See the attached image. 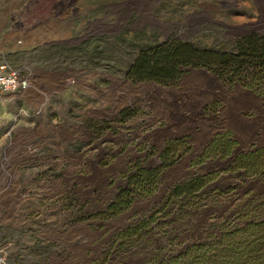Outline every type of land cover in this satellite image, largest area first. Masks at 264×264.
I'll return each instance as SVG.
<instances>
[{
	"label": "rangeland",
	"instance_id": "rangeland-1",
	"mask_svg": "<svg viewBox=\"0 0 264 264\" xmlns=\"http://www.w3.org/2000/svg\"><path fill=\"white\" fill-rule=\"evenodd\" d=\"M47 23L39 38L4 41L12 24ZM253 32H264V0H0V57L33 73L27 91L0 89V264H88L171 185L231 162L196 159L217 133L231 135L234 154L264 147V94L205 68L174 85L128 75L167 39L232 51ZM126 81L179 92L136 95ZM173 139L183 141L163 163ZM133 162L163 164L157 191L116 217L88 215L115 197Z\"/></svg>",
	"mask_w": 264,
	"mask_h": 264
},
{
	"label": "trees",
	"instance_id": "trees-1",
	"mask_svg": "<svg viewBox=\"0 0 264 264\" xmlns=\"http://www.w3.org/2000/svg\"><path fill=\"white\" fill-rule=\"evenodd\" d=\"M190 67L264 94V32L243 35L232 51L170 38L140 52L128 75L134 81L174 85ZM182 141L169 140L163 163L171 157L170 146ZM235 143L229 133H217L196 159L213 154L231 162L171 185L149 211L114 230L88 264H264V147L234 154ZM162 166L133 162L122 173L126 183L115 197L88 215L110 219L138 198L152 196L161 183Z\"/></svg>",
	"mask_w": 264,
	"mask_h": 264
},
{
	"label": "built area",
	"instance_id": "built-area-1",
	"mask_svg": "<svg viewBox=\"0 0 264 264\" xmlns=\"http://www.w3.org/2000/svg\"><path fill=\"white\" fill-rule=\"evenodd\" d=\"M33 73L26 72L0 57V89L5 92L27 91L32 88Z\"/></svg>",
	"mask_w": 264,
	"mask_h": 264
},
{
	"label": "crops",
	"instance_id": "crops-1",
	"mask_svg": "<svg viewBox=\"0 0 264 264\" xmlns=\"http://www.w3.org/2000/svg\"><path fill=\"white\" fill-rule=\"evenodd\" d=\"M2 25L6 26L7 24L4 22ZM51 25L52 24L47 23V24H44V26H41V28L39 30H34V29H30V28L24 29L19 24L17 27L12 24L9 26V28L5 29L4 41H5V43L8 44V47H11V45H14L15 41L19 40V38L21 36H24L26 41L31 40L34 36L36 38H39L40 33L45 32L44 29H46V30L49 29L51 27Z\"/></svg>",
	"mask_w": 264,
	"mask_h": 264
},
{
	"label": "bare ground",
	"instance_id": "bare-ground-1",
	"mask_svg": "<svg viewBox=\"0 0 264 264\" xmlns=\"http://www.w3.org/2000/svg\"><path fill=\"white\" fill-rule=\"evenodd\" d=\"M254 25H256V23H252V26H254ZM125 84H127L129 86L130 90H132V92L135 93L136 95H138V93H140V92H142L144 90H148L151 93H156V94H158L161 97L167 95L168 93H177V92H179V90H174V89L166 90L162 86L157 85L155 83H147V84L144 83V84L133 85L131 82L126 81ZM125 87H126V85H125Z\"/></svg>",
	"mask_w": 264,
	"mask_h": 264
}]
</instances>
